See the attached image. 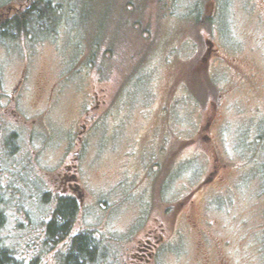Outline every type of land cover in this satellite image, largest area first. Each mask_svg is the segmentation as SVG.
<instances>
[{
  "label": "rangeland",
  "instance_id": "374dc122",
  "mask_svg": "<svg viewBox=\"0 0 264 264\" xmlns=\"http://www.w3.org/2000/svg\"><path fill=\"white\" fill-rule=\"evenodd\" d=\"M44 1L43 30L0 29V247L45 254L75 167L97 264H131L155 228L154 264H264V0ZM191 191L207 236L172 226Z\"/></svg>",
  "mask_w": 264,
  "mask_h": 264
},
{
  "label": "flooded vegetation",
  "instance_id": "af4514ba",
  "mask_svg": "<svg viewBox=\"0 0 264 264\" xmlns=\"http://www.w3.org/2000/svg\"><path fill=\"white\" fill-rule=\"evenodd\" d=\"M20 10L15 12L6 11L0 13V19L8 18L12 13H19ZM3 24V21H0ZM0 24V26H1ZM229 67L234 69V65L229 63ZM21 81H19L20 83ZM52 93H54L52 91ZM52 95V94H51ZM147 152L144 154L146 155ZM149 154H147L148 156ZM149 157V156H148ZM69 167L67 171L69 172ZM72 171L74 174L67 176L68 173H65L63 176H60L61 180V188L62 191L57 198V207L55 212L51 215L49 221L45 225V237H46V251L45 254L32 257L31 264H97L98 259L94 255V242L92 240L93 232L92 227L89 226L92 224L91 220L88 221L89 226L81 227L80 220V212H81V204L83 201V190L80 186L77 176L75 175V167H73ZM216 172V171H215ZM215 175V173H214ZM129 184L135 188L134 190L136 196L147 199L148 189L147 185L150 183L149 179H147L146 173L144 172L142 179H137V177L128 178ZM193 191L185 195L180 201H176L172 204V226L176 223L178 217L184 216L187 226H191V229L197 232L198 235H208L207 231H200L199 224L201 221L200 216H195L193 207L195 206L192 201ZM70 199L74 203L75 207L72 210L63 209V213L65 214L62 217L59 214L58 203L62 200ZM183 212V213H182ZM1 216V215H0ZM3 223V219H0V228ZM206 223V222H205ZM51 224H54L57 231L51 232ZM63 228V229H62ZM144 231V230H143ZM157 237L159 239H157ZM84 241L85 245L90 247L86 252H81L79 247V243ZM159 241H161V236L157 234V228L154 230H147L143 233L142 238H139L136 241V245L133 248V254H131L130 262L131 264H154L155 263V255L156 250L159 247ZM48 245V246H46ZM202 247V243L198 244ZM55 248V249H54ZM54 249L52 255H46V252H51ZM4 251L0 247V264H17V259L13 256L8 255L6 251L5 256L2 257L1 253ZM58 252V254H57ZM5 258V259H3ZM113 260V258L111 257ZM114 262H111V264Z\"/></svg>",
  "mask_w": 264,
  "mask_h": 264
},
{
  "label": "trees",
  "instance_id": "16d2710c",
  "mask_svg": "<svg viewBox=\"0 0 264 264\" xmlns=\"http://www.w3.org/2000/svg\"><path fill=\"white\" fill-rule=\"evenodd\" d=\"M51 6H52V2H48V1H44L42 2V0H37V1H34L33 4H31L30 7H28L27 11L21 13L19 12V15L15 16L16 19H4L3 20V26H0V29H5V30H8L9 32L12 33L13 29L15 30H18L20 31H23V28L24 30H26L27 32L30 31V29L32 27H36L39 31L43 30L45 27L43 24H41L40 22L36 21L35 18L36 15H37V12L38 10L42 9V7L44 8H49L51 9ZM21 13V14H20ZM48 25L51 26V28H53V25L55 23V13L53 14H50L48 16ZM57 21V19H56ZM3 36V38L6 36V35H1ZM75 207L74 203L72 202V200L70 199H66V200H62L58 203V208H59V214L64 217L65 214L63 213V209H66V210H72L73 208ZM0 219H1V216H0ZM63 229V228H62ZM51 232H56L57 231V228H55L54 224H51V228H50ZM79 247L81 249V252L84 253V251H88L90 247L86 246L84 241L81 240V242L79 243ZM5 252L2 251L1 253V256L2 257H6L5 256Z\"/></svg>",
  "mask_w": 264,
  "mask_h": 264
},
{
  "label": "water",
  "instance_id": "95a60500",
  "mask_svg": "<svg viewBox=\"0 0 264 264\" xmlns=\"http://www.w3.org/2000/svg\"><path fill=\"white\" fill-rule=\"evenodd\" d=\"M206 43H207L208 45H212L209 41H206Z\"/></svg>",
  "mask_w": 264,
  "mask_h": 264
}]
</instances>
